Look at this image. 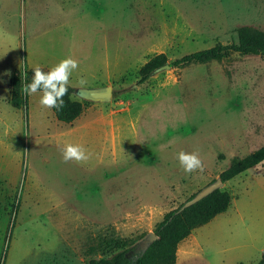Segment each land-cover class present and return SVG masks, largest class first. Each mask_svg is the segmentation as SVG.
<instances>
[{"label": "rangeland", "instance_id": "obj_1", "mask_svg": "<svg viewBox=\"0 0 264 264\" xmlns=\"http://www.w3.org/2000/svg\"><path fill=\"white\" fill-rule=\"evenodd\" d=\"M240 26L264 29V0H0V264H87L111 240L134 243L262 146L264 57L231 53L139 82L152 57L230 42ZM68 57L79 65L72 99L84 104L75 120L58 121L40 91L11 106L13 70ZM105 88L109 99L81 96ZM67 143L90 159L65 163ZM181 151L197 152L204 171L186 173ZM246 172L244 219L200 229L204 256L176 264L264 260V168Z\"/></svg>", "mask_w": 264, "mask_h": 264}, {"label": "trees", "instance_id": "obj_2", "mask_svg": "<svg viewBox=\"0 0 264 264\" xmlns=\"http://www.w3.org/2000/svg\"><path fill=\"white\" fill-rule=\"evenodd\" d=\"M236 38L230 42L215 44L174 58L170 66L182 67L190 63H204L221 60L231 53L254 54L264 57V29L250 26H240L236 29ZM168 62L164 54H158L147 61L140 69V81L147 80L153 71ZM34 68H20L12 72L10 78V104L20 108L26 103L27 96L22 88L31 82ZM47 72L45 68H41ZM73 87L69 85L68 94L63 98L64 106L57 110L52 108L55 118L63 123L75 120L83 111L84 104L72 99ZM264 159V144L241 158L230 160L227 168L219 177L223 182L252 167ZM194 194V193H193ZM190 195L188 198H190ZM231 196L225 189H215L191 206L180 210L182 203L175 209L166 212L156 223L153 232L157 236L150 246L141 251L136 248L137 242L111 240L108 254L100 257H90L87 264H174L178 243L187 237L191 231L211 220L215 215L225 212L230 205ZM257 264H264L260 260Z\"/></svg>", "mask_w": 264, "mask_h": 264}, {"label": "clouds", "instance_id": "obj_3", "mask_svg": "<svg viewBox=\"0 0 264 264\" xmlns=\"http://www.w3.org/2000/svg\"><path fill=\"white\" fill-rule=\"evenodd\" d=\"M78 66V61L71 57L62 59L47 72L36 66L33 69L34 75L31 78V82L25 84L22 91L26 95H34L40 91L42 96L39 103L42 107L60 110L64 106L63 98L68 94L69 78ZM85 82L84 79L79 81L81 85ZM62 157L65 163L73 161L79 164L87 162L90 159V154L83 145L67 143L62 148ZM178 160L186 173L196 170L204 171L203 161L197 152L188 153L181 151L178 153Z\"/></svg>", "mask_w": 264, "mask_h": 264}, {"label": "crops", "instance_id": "obj_4", "mask_svg": "<svg viewBox=\"0 0 264 264\" xmlns=\"http://www.w3.org/2000/svg\"><path fill=\"white\" fill-rule=\"evenodd\" d=\"M250 168H254V170H258L259 168H264V159L262 161H260L259 163L253 165ZM248 168V169H250ZM244 170L243 172L235 175L234 177H232L231 179L227 180L224 182L225 186L230 185L233 189L232 192L230 193L231 196V200H230V205L229 208L222 213H219L217 215H215L211 220H209L207 223L200 225L196 228H194L191 233L183 238L177 245V250H176V258H181V261L183 262L185 259H190V257H192L193 255H195L198 258H201L202 256H204V254H200L198 251H201V245L199 242V238L202 235L199 230L202 228H210L212 229V227L216 224V222L218 220L225 222V221H229L228 219H230V221L233 220V223H236L238 221V218L240 219H244V216L246 213V204L241 202V196L245 194V192H247V183H246V179H248V174H247V170ZM223 185V186H224ZM221 214V215H220ZM220 215V216H218ZM262 249H264V245L262 247ZM197 253V254H196ZM239 258H236L234 260V264H248L254 260H249L248 261H242V260H237ZM176 264V262L174 263Z\"/></svg>", "mask_w": 264, "mask_h": 264}, {"label": "water", "instance_id": "obj_5", "mask_svg": "<svg viewBox=\"0 0 264 264\" xmlns=\"http://www.w3.org/2000/svg\"><path fill=\"white\" fill-rule=\"evenodd\" d=\"M168 68H170V64L169 62H166L163 65L157 67L153 72H159L161 70L168 69ZM81 96L87 99H92V100H105V99L110 98L111 89L105 88V89L83 90L81 92ZM223 185H224V182L221 180L220 177H217L216 179H214L213 181L209 182L204 187H202L200 190H198L196 193H194L193 196L185 200L182 203L180 210L191 206L192 204L201 200L203 197L207 196L209 193H211L215 189H221ZM156 239H157V236L154 234V232H149L146 236H144L141 240L137 242L136 248L143 252Z\"/></svg>", "mask_w": 264, "mask_h": 264}]
</instances>
